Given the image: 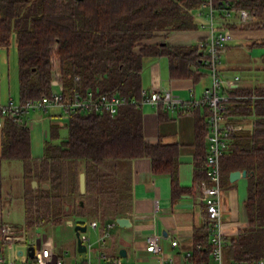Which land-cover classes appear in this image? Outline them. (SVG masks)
<instances>
[{
    "label": "trees",
    "instance_id": "16d2710c",
    "mask_svg": "<svg viewBox=\"0 0 264 264\" xmlns=\"http://www.w3.org/2000/svg\"><path fill=\"white\" fill-rule=\"evenodd\" d=\"M201 1L0 0V46L7 47L14 36L20 102L48 97L55 86L66 96L91 91L127 100L113 117L103 110L68 115L66 137L57 143L45 140L39 159L30 154V128L4 118L0 127V227L4 222L3 160L23 163L27 229L67 218L85 225L90 218L125 216L132 204L130 163L137 158H149L154 175L169 176L173 198L181 192L178 145L150 144L143 138L142 72L144 62L165 57L170 78H199L195 68L206 59L203 45L156 39L169 32L196 29L193 12ZM213 5L217 10L246 9L256 28L264 30L260 24L264 0H213ZM247 47H264V37L250 41ZM260 65L264 68V55ZM231 93L239 98L231 100L229 114L247 127L231 135L229 148L220 159L221 181L228 183L234 170L250 174L244 201L248 226L226 241L223 254L226 260L252 261L264 258V86H239ZM59 127L50 124L51 139L59 138ZM205 131L203 113L196 121L194 178L198 182L205 175ZM81 172L85 175L83 194L78 187ZM33 180L36 187L31 185ZM80 199L85 202L83 207L78 204ZM208 227L205 220L203 227L194 230L193 264L208 259Z\"/></svg>",
    "mask_w": 264,
    "mask_h": 264
},
{
    "label": "crops",
    "instance_id": "0c3cea01",
    "mask_svg": "<svg viewBox=\"0 0 264 264\" xmlns=\"http://www.w3.org/2000/svg\"><path fill=\"white\" fill-rule=\"evenodd\" d=\"M194 20L196 23L198 22L195 18ZM242 32L234 30V39L243 40L242 35L245 34ZM170 33H177L183 41H168L166 39L167 35L161 37L160 40L166 41L169 44L189 45L199 43L206 34V31L198 26L194 30ZM249 42L238 46H245L246 50L250 52L256 47L248 48ZM227 47L224 52L226 60L221 63L220 71L224 76L229 77L238 74L237 71L243 68H237V66L235 67L230 63L233 57L229 50L230 43ZM247 56L249 57V55ZM256 58L258 57L256 56ZM249 59L251 60L250 57ZM149 61L150 63H147L148 69L146 70V74L144 75L145 72H142V83H144L145 86L143 87H146V90L154 87L161 90H170L182 98H186L189 91H192L194 97L198 98L202 90L210 84L208 74L200 71L199 66L195 68L198 74H200L196 81L192 79H172L169 77L168 61L165 57L154 58ZM146 76H148V79L145 78ZM241 79L239 86L244 87L242 86ZM142 90L144 89L142 88ZM141 110L142 130L145 142L150 144L158 142L162 144L175 143L178 145L179 164L177 181L181 192L174 198L172 197L169 176L154 175L151 171L149 158L133 159L130 163L132 178L131 210L125 216H122L128 218L131 223L130 226L118 225L115 221L116 218L106 217L104 220L90 218L85 224L86 231L80 234H84L92 244L91 258L93 261L98 260L102 262L109 259H117L134 264H159L158 257L151 254L145 246V237L157 234L159 235V244L162 252L172 258L174 264L192 263L190 257L193 249V233L195 229L203 227L206 220L205 205L200 189L205 175L201 181L199 180L200 182L194 178L196 121L199 116L202 117L204 111L199 108L170 110L163 104L153 105L150 103H142ZM54 115L62 116L60 113ZM235 119L243 125L242 129L247 127L245 122L239 121V118ZM204 145L206 155L207 148L205 141ZM247 178H240L232 183L228 180L226 184H223L221 181L220 224L225 243L230 238L236 236L240 230L248 226L244 208V201L247 196ZM6 197L3 196V205L6 202ZM2 221L9 222L6 220ZM68 221H71V224ZM92 222H95V225H92ZM17 225H24V217L23 223ZM74 225V219L67 218L58 224H47L27 229L28 238L24 243L16 247L14 256H22L17 261H23L25 257H29L28 248L30 246L33 247L36 239L43 238L50 242L53 253L64 264L82 262L87 258L86 243L84 241L81 242L84 249L79 251L73 229ZM37 228L45 229V234H37L34 238L32 230H36ZM50 228L51 234L49 233ZM101 238H103V242L99 240ZM172 240L176 241L174 246L171 244ZM121 250L124 251L125 256L120 255ZM188 253L190 254L189 256L187 255ZM223 260L225 263L234 261L226 260L224 254ZM209 261L210 252L208 259L203 263Z\"/></svg>",
    "mask_w": 264,
    "mask_h": 264
},
{
    "label": "built area",
    "instance_id": "2783aa9c",
    "mask_svg": "<svg viewBox=\"0 0 264 264\" xmlns=\"http://www.w3.org/2000/svg\"><path fill=\"white\" fill-rule=\"evenodd\" d=\"M233 15V16H232ZM198 26L206 31L199 42L204 46L206 59L199 70L208 74L210 84L204 88L198 98L189 91L186 98L175 95L170 90L150 88L142 90L141 102L153 105L163 104L170 110L179 108H199L204 111L206 131L204 141L206 143V158L204 160L205 179L201 184V193L206 207V221L208 222L209 242L211 244L210 261L202 264H264V259L252 261L223 260V246L225 239L221 232L220 208H221V173L220 159L227 152L231 135L243 128L234 116L229 114L231 100L239 98L231 92L239 87L240 76H224L220 71L221 55L225 52L230 42L234 40V30L230 25L244 27L251 22V16L246 9L233 11L228 8L217 10L213 0H202L199 7L193 12ZM234 18V20H232ZM233 32V34H232ZM127 102L126 98L116 94L94 95L91 91L84 94L74 93L66 96L62 90L55 86L48 97L36 100H27L15 103L9 97L6 105L0 106V127L4 118H10L17 124L30 126L32 120H26L31 111L57 108L60 114L66 116L73 113H90L105 111L113 117L119 106ZM95 225V222H92ZM28 238V230L24 225L3 222L0 227V264H64L52 250L50 242L46 239H36L33 244V256L25 257L23 261L14 258L16 247L24 243ZM81 241L86 244L87 258L75 264H134L122 262L117 259L105 261H93L91 258L92 244L84 234H80ZM103 242V238L99 239ZM174 246L175 240L171 241ZM147 250L158 257L159 264H174L172 258L162 252L159 244V235L151 234L145 237ZM2 250L5 252H2ZM190 255L189 253L187 254ZM182 264H193L184 262Z\"/></svg>",
    "mask_w": 264,
    "mask_h": 264
},
{
    "label": "rangeland",
    "instance_id": "374dc122",
    "mask_svg": "<svg viewBox=\"0 0 264 264\" xmlns=\"http://www.w3.org/2000/svg\"><path fill=\"white\" fill-rule=\"evenodd\" d=\"M233 16V15H232ZM233 17L232 20H234ZM249 25L240 27V25L235 24L232 28L235 31H243L245 35H242L243 40L239 41L235 38L230 42V53L233 55L231 58V64L243 68L237 71L241 79L242 86L244 87H261L264 86V68L261 67V58L264 55V47H256L254 50L248 52L246 47L238 46L243 45L245 42L251 40L259 39L264 37V30L256 28L255 22H249ZM260 24H264L263 21ZM163 34V33H162ZM233 34V32H232ZM166 39L169 41H183V39L176 33H167ZM161 37L156 40H160ZM240 42V43H239ZM242 43V44H241ZM228 48V47H227ZM251 60L249 59V57ZM256 56L258 58H256ZM226 55L223 53L221 55V63L225 62ZM150 61H148V64ZM258 64V65H257ZM261 67V68H259ZM148 69L147 62H144L143 71L146 74ZM248 69V70H245ZM232 75V74H231ZM242 75V76H241ZM148 79V76L145 77ZM207 81V80H206ZM142 86H145L142 83ZM146 90V87H143ZM9 97L13 98L15 103H19L18 96V65H17V51L15 46L14 36L10 39V44L7 47L0 46V106L6 105ZM60 110L57 108H49L46 111L37 110L31 111L26 120H32L30 128V142L31 150L30 154L32 158L39 159L43 152V143L45 140H50L53 143H57L59 139L66 137L67 129L65 125L67 124V116L62 114L61 117H54L52 115L59 114ZM50 124L60 125L58 133L59 138H50ZM1 175H2V197L5 198V203L2 208V220L9 221L11 223H23V195L25 189L24 180V167L21 160H3L1 164ZM4 199V198H3ZM75 199H79L76 197ZM74 203V201H73ZM85 203V202H84ZM49 229V228H48ZM45 230V229H44ZM44 230L42 228H37L32 230V235H43ZM50 234L51 228H50ZM33 236H31L33 238ZM2 252H4L2 250ZM5 253V252H4ZM16 260H20L22 256H14Z\"/></svg>",
    "mask_w": 264,
    "mask_h": 264
},
{
    "label": "water",
    "instance_id": "95a60500",
    "mask_svg": "<svg viewBox=\"0 0 264 264\" xmlns=\"http://www.w3.org/2000/svg\"><path fill=\"white\" fill-rule=\"evenodd\" d=\"M250 174H248L245 170H234L231 171L228 175V180L229 182H235L240 178H247L249 177ZM32 186H36V181H32ZM43 187H47V184H44ZM78 187H79V193L83 194L85 192V175L83 172L79 173V177H78ZM78 204L80 207L84 206V202L83 200H79ZM116 223L120 226H130V222L128 220V218L126 217H118L115 219ZM69 224H71V221H68ZM74 233H75V237H76V243H77V248L79 251H81V249H84V246L82 245V241L80 239V233H83L86 231V226L85 225H80V224H75L74 225ZM29 252V257L33 256V247L30 246L28 248ZM120 255L125 256V253L123 250L120 251Z\"/></svg>",
    "mask_w": 264,
    "mask_h": 264
}]
</instances>
